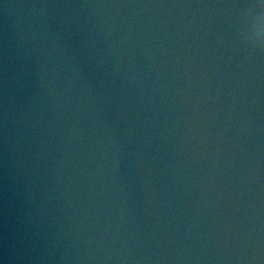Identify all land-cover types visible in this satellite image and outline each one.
<instances>
[{
	"label": "water",
	"instance_id": "95a60500",
	"mask_svg": "<svg viewBox=\"0 0 264 264\" xmlns=\"http://www.w3.org/2000/svg\"><path fill=\"white\" fill-rule=\"evenodd\" d=\"M0 264H264V0H0Z\"/></svg>",
	"mask_w": 264,
	"mask_h": 264
}]
</instances>
